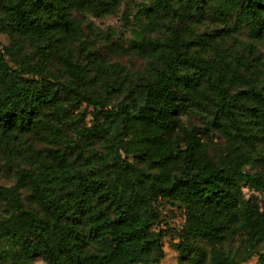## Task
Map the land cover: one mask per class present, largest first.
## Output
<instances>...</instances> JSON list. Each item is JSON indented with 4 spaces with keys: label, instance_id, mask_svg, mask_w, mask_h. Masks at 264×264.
I'll return each mask as SVG.
<instances>
[{
    "label": "trees",
    "instance_id": "trees-1",
    "mask_svg": "<svg viewBox=\"0 0 264 264\" xmlns=\"http://www.w3.org/2000/svg\"><path fill=\"white\" fill-rule=\"evenodd\" d=\"M176 0H152L153 11L171 10ZM264 0H223L222 13L233 15L253 37L264 35ZM103 0H0L1 24L20 35L39 40L71 33L75 27L71 9L100 12ZM135 47L158 57L163 67L153 80L142 86L141 100L130 109L124 103L102 109L103 102L82 89L86 70L67 56L60 61L67 82L36 84L8 66L0 50V127L5 130L35 131L42 125L44 111H55V120L82 102L94 109L92 125H84V114L74 116L82 125L80 137L102 139L127 156L157 164L158 173L145 174L129 183L121 166L113 165L110 182L88 180L83 172L66 166L55 157L52 176L16 170L17 186L31 190L42 215L24 208L13 190L0 186V202L9 211L0 215V264H34L37 256L44 264H150L163 257L164 231L154 229L161 222L154 209L157 199L182 205L186 224L181 235L187 246L204 242L210 247V264H239L236 254L221 248L226 236L243 234L248 242L264 244V212L244 199L242 188L264 192V179L249 175L243 168L249 158L240 147L251 138L264 139V90L256 87L229 93V80L220 76L207 81L213 98L203 101L200 84L211 66L188 52L171 30L166 42L138 41ZM108 94H112L108 91ZM201 109L204 130L216 131L228 143L229 155L212 157L205 132L190 124L171 150L165 137L172 133L178 115ZM65 111V110H63ZM52 141L57 130L48 127ZM118 152V151H116ZM181 170V175L174 173ZM105 206L113 210L110 217ZM96 251H89L90 242ZM205 250L198 247L190 264H203ZM264 264V255L258 256Z\"/></svg>",
    "mask_w": 264,
    "mask_h": 264
},
{
    "label": "rangeland",
    "instance_id": "rangeland-1",
    "mask_svg": "<svg viewBox=\"0 0 264 264\" xmlns=\"http://www.w3.org/2000/svg\"><path fill=\"white\" fill-rule=\"evenodd\" d=\"M222 2L176 0L171 10L157 12L153 11L152 0H103L101 11L97 13L71 9L70 19L75 30L54 35L45 41L7 30L1 24L0 11V50L10 68L36 84L67 82L65 68L60 61L61 57L67 56L72 63L86 70L82 89L86 95L98 97L103 102L102 109L109 110L120 103L133 109L141 100L142 86L153 80L163 67L158 57L141 53L135 47L136 42L150 40L164 43L171 30H175L180 42L188 45L189 54L211 66L210 71L204 73L209 76L208 79L205 77L200 84L203 101L210 105L213 94L207 81L216 80L218 76L229 80L231 94L251 86L264 90V35L255 38L248 28L235 21L233 15L225 16ZM67 109L63 108L65 111L62 110L59 120H55L57 112L44 111L39 116L43 123L35 131H10L0 127V186L12 189L13 196L24 208L42 215L31 190L17 186L15 171L52 176L56 171L55 157H62L67 167L83 172L88 180L95 172L94 176L99 180L112 181L115 163L121 166V175H125L129 183L142 175L158 173L157 164L127 156L102 139L88 141L80 137L82 125L74 116L84 114V125L90 127L92 107L82 102ZM201 113L198 107L193 112L176 117L172 133L165 136L171 150L184 130L194 124L205 132L201 137L212 157L229 155L230 147L226 140L216 131L204 130ZM48 127L56 128V142L52 141ZM240 147L249 158L244 172L264 179V139L259 135L247 144L241 143ZM174 175L180 176L181 170ZM242 193L244 199L264 212V192L243 186ZM92 202L96 205L94 197ZM96 206L105 209L110 217L114 215L112 209ZM154 209L161 219L154 229L164 231V257L160 262L150 264H190L199 246L206 254L203 264H210V247L204 242L187 246L184 253L177 249L179 244H184L181 231L186 224V213L182 205L157 199ZM0 215H9L2 202ZM219 246L235 253L237 261L248 253L252 255L239 264H258V256L264 255V244L250 243L243 234L226 236ZM96 249L91 241L88 250ZM44 263L43 257H35L34 264Z\"/></svg>",
    "mask_w": 264,
    "mask_h": 264
}]
</instances>
